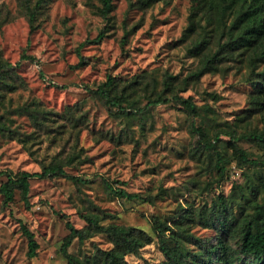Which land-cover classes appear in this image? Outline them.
<instances>
[{
    "label": "rangeland",
    "instance_id": "1",
    "mask_svg": "<svg viewBox=\"0 0 264 264\" xmlns=\"http://www.w3.org/2000/svg\"><path fill=\"white\" fill-rule=\"evenodd\" d=\"M35 2L31 0L32 5ZM191 4L192 0H159L144 7L138 0H114L107 19L99 12L100 0H45L36 8L31 27L23 0H0V60L14 66L4 71L0 83V171L37 172L53 155L60 153L64 160L75 151L77 157L64 170L87 179L78 187L66 176L32 177L29 207L18 192L8 204L0 193V264H67L60 250L69 233L65 220L79 228L85 224L80 213L98 209L117 215L104 223L136 226L153 236L140 253L160 261L154 215L169 220L179 205L204 208L219 192L235 193L236 183L242 185L241 191L246 184H256L252 169L235 162L227 170L229 177L216 184L217 172L195 154L198 136L192 125H205L213 136L247 113L255 93L247 80L252 74L235 62L181 82L198 65L187 52L190 40L183 39ZM100 31L103 36L94 42ZM79 54L85 59L80 66ZM165 73L178 75L175 92L190 97L199 115L170 102L150 110L147 118L127 122L84 87L95 88L108 74L123 83L154 76L160 87ZM31 110L41 111L38 119L31 118ZM68 111L75 116L71 120ZM262 126L254 116L237 122L235 128L240 133ZM238 144L253 157L263 152L251 140L242 138ZM4 179L0 176V183ZM104 180L141 197L151 196L153 202L117 197ZM21 224L38 243L32 258L26 255ZM191 232L201 240L215 237L214 229L198 224H192ZM94 245L110 247L104 234H95L82 243L74 238L67 249L89 254ZM127 260L142 261L134 256ZM237 264L260 263L244 259Z\"/></svg>",
    "mask_w": 264,
    "mask_h": 264
},
{
    "label": "trees",
    "instance_id": "2",
    "mask_svg": "<svg viewBox=\"0 0 264 264\" xmlns=\"http://www.w3.org/2000/svg\"><path fill=\"white\" fill-rule=\"evenodd\" d=\"M23 1L30 25L33 27L32 20L36 8L45 0H36L34 5L31 0ZM100 1L99 12L108 19L114 7V0ZM157 1L159 0H138V4L146 7ZM127 33L126 30L125 34ZM102 36L103 32L100 31L93 41L97 42ZM183 39L190 40L187 52L191 57L198 59V65L190 70L181 82L197 80L208 72H215L223 65L234 62L244 65L252 74L247 80L254 87L255 94L251 96L246 114L237 117L236 123L216 130L213 136L212 131L205 125H192V128L198 136L197 145L194 147L195 154L202 157L211 170L217 172L216 184L229 177L227 170L232 162L240 168L252 169L256 184H246L245 190L241 191L242 185L236 183L232 187L235 193L224 195L219 192L211 204L204 208H196L190 203L183 207L179 205L175 215L169 220H161L154 215L152 228L163 255L160 261L148 260L141 256V249L154 240L144 229L113 221L104 223L117 217L112 212L99 209L82 212L80 217L85 224L79 228L65 220L69 233L64 237L60 250L67 264H130L128 256L142 259L137 264H237V261L244 259L264 264V0H192ZM79 55L78 66L85 61L84 57ZM22 58L34 60L33 56L26 54H22ZM13 68L9 62L0 60V83L4 71ZM177 81L178 75L165 73L159 87V82L154 76L142 75L132 82L123 83L108 74L95 88L87 85L84 87L110 108H116L115 114L124 116L127 122L137 116L147 118L150 110L170 102L183 105L191 115H199L198 107L190 97L175 92ZM210 95L217 98L215 93ZM28 113L36 120L41 111L31 110ZM254 116L259 117L262 128L237 133V122ZM74 117L73 112L68 111L69 120ZM221 135H227L229 139L224 141ZM242 138L259 144L263 152L253 157L250 151L238 144ZM75 157V151L70 152L64 160L60 158V153H57L49 163H42L41 170L37 172H13L10 169L0 171V176L5 178L0 183L3 203L11 202L18 192L26 207H29L32 177L53 174L66 176L78 187L86 183L87 179L67 175L64 170V166L73 162ZM242 174L248 177L247 172ZM120 184L124 183L120 181ZM104 186L120 198H140L153 202L151 196L141 197L139 193L129 192L108 180H104ZM236 192L239 193L238 196L235 195ZM192 224L214 229V240L195 237L191 232ZM21 230L27 239L26 255L32 258L37 254L38 243L33 232L24 224H21ZM95 234H104L110 247L101 248L94 245L89 254H74L68 251L67 248L74 238L82 243Z\"/></svg>",
    "mask_w": 264,
    "mask_h": 264
}]
</instances>
